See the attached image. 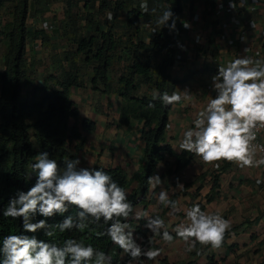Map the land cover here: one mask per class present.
Masks as SVG:
<instances>
[{"label": "trees", "instance_id": "1", "mask_svg": "<svg viewBox=\"0 0 264 264\" xmlns=\"http://www.w3.org/2000/svg\"><path fill=\"white\" fill-rule=\"evenodd\" d=\"M6 1L8 0H0V9ZM65 1L71 2V0ZM95 1H97L96 12L103 14L109 10L112 19L94 21L91 17L93 15L87 12L85 20L90 29L71 37L69 42L73 44L74 49L69 45L70 48L63 53V57L70 59L75 54H82L83 62L91 65V87L97 89V86H101L103 92L111 89L109 72H113L112 67L115 63L122 62L120 69L113 74L115 84L113 91L121 98L118 121L126 123L130 118L141 119L143 125L147 126V141L143 140L139 164L140 180L136 188V192L143 199L148 190L147 178L153 174L158 162L166 155L173 156L175 172L183 168L191 157V153L182 150L175 154L165 142L169 106L155 101V107L149 108L152 92L135 94L141 84L152 91L154 89L160 92L169 91L171 82L167 71L175 58L174 34L167 27L159 29L158 26L156 34L145 42L140 38L139 33L144 24L152 23L167 7H171L175 14L176 29L180 30L181 0H147L148 13L141 10V0H86L84 7L87 5L93 7ZM261 1L264 4V0ZM12 3L14 5L10 20L4 22L2 30L0 29V34H3L4 28L7 29L4 37L8 40L2 59L3 68L0 71V239L8 234L20 233L35 235L38 239L53 240L57 243H62L66 238H75L91 243L97 249L115 256L119 247L111 243L108 236H97L98 232H104L107 227L103 221L90 225L84 231L72 229L60 233L57 230L53 237H46L43 229L35 233L25 232L22 218L12 219L3 216V210L7 207L9 199L15 197L17 191H27L34 185L36 174L32 173L29 178L27 171L30 170V165L35 162L39 153L47 152L49 157L60 162L63 168V161L76 158L75 152L83 145L80 129H93V123L87 119H81L80 128L76 125L77 109L69 99L68 92L69 87L79 85V81L72 69L61 71L58 78L51 76V83L41 86L38 98H36V89L33 90L30 98L22 95L27 39H38L39 43H42L45 40V30L26 26L29 0H12ZM121 13L123 30L117 32L115 29H118V26L115 20ZM102 24L103 28L100 26ZM262 48L264 49V40ZM71 66L74 67L75 64L72 63ZM69 119H72L71 123ZM80 166L103 168L123 188L127 184L125 172L119 166L105 167L96 164L92 166L80 164ZM132 177H137V173ZM210 181L204 202L195 200L192 196L189 207L199 202L204 210V204L213 199L218 185L217 175L212 174ZM182 186L184 191L191 184L184 183ZM129 201L134 204L133 198ZM77 211L75 207L69 209L72 214ZM63 218L56 215L48 218L47 222L52 224L62 221ZM39 219L44 217L37 215L32 222ZM141 223L144 221L142 220ZM136 233L142 239L140 242L142 247H156L153 243L149 244L150 239L145 235V228L140 229L136 226ZM128 259L129 256L124 253L118 264H127ZM205 260L206 264H218L208 254ZM195 261L193 259L180 264H197Z\"/></svg>", "mask_w": 264, "mask_h": 264}, {"label": "clouds", "instance_id": "2", "mask_svg": "<svg viewBox=\"0 0 264 264\" xmlns=\"http://www.w3.org/2000/svg\"><path fill=\"white\" fill-rule=\"evenodd\" d=\"M229 6L234 9L232 0ZM140 8L144 13L149 12L147 0H141ZM107 18L112 19L111 12L107 13ZM156 24L159 29L167 27L169 31H177L171 7L164 9ZM183 27L190 25L184 23ZM156 31L153 28L152 32ZM211 81L215 94L198 110L191 126L183 131L179 150L198 156L204 164L216 169L223 162L234 163L241 169L264 166V144L257 143L258 134L264 131V59L239 56L226 61L218 65ZM191 100L187 89L171 94L154 89L148 107L154 108L155 101L169 106ZM80 164L79 157L69 158L63 161L62 168L47 152L39 153L27 171L29 178L32 173L36 174L34 185L27 191H17L15 197L9 199L3 216L22 218L25 232L43 229L46 237H53L57 230L60 233L72 229L84 231L103 221L107 227L97 236H108L111 243L139 264H142V256L156 260L163 249H144L137 243L135 228L128 222L130 216L137 221L143 219L144 227L152 236L160 237L167 244L173 242L174 232L175 238L185 242L189 252L197 244L221 248L232 228L231 221L220 211L203 210L196 202L184 210L185 218L170 231L159 214L135 211L126 189L103 168L81 167ZM147 181L153 191L163 183L159 174L149 176ZM256 183H264V178L258 177ZM157 201L163 208L170 209V217L181 211L179 202L171 199L163 187ZM72 207L78 209L75 214L69 212ZM37 215L44 219L32 222ZM56 215L64 218L49 224L48 218ZM151 243L153 241L149 240ZM111 260V254L75 238L57 243L20 233L0 239V264H111Z\"/></svg>", "mask_w": 264, "mask_h": 264}, {"label": "crops", "instance_id": "3", "mask_svg": "<svg viewBox=\"0 0 264 264\" xmlns=\"http://www.w3.org/2000/svg\"><path fill=\"white\" fill-rule=\"evenodd\" d=\"M228 2L229 0H181L179 22L182 23V28L172 31L175 56L179 54L180 57L176 56L168 68L167 74L171 82L168 92L171 94L173 91L187 89L192 100L169 105L165 142L173 150L178 148L183 131L191 126L198 110L210 98L211 77L217 72L218 65L239 56L260 58V52L264 51L262 1L232 0L234 9L226 8ZM255 5L258 8L253 9ZM221 11L223 15H220ZM245 13L248 15L245 16ZM193 15L197 19H193ZM61 18H64L62 23L66 36H73L65 25V19L69 18L62 11ZM184 23H188L190 27L184 28ZM220 23L222 28L219 27ZM32 25L35 26L36 23ZM117 25L120 29L123 28L121 22ZM89 29V24H86L85 30ZM59 34L61 35V29ZM54 38L51 36L50 41H56ZM33 41L39 42L38 39ZM68 46L69 42L62 38L61 46L53 50L67 52ZM245 48L247 51H244ZM50 67L47 66V72L55 75L57 72H53ZM85 71L86 76L90 75L85 79L86 82L83 79L81 84L69 87L68 92L69 99L77 109V127L80 128L81 119L93 123L91 130L80 129L85 144L77 150L76 155L85 166L120 165L127 175H132L139 169L141 161L142 120L131 119L125 124H118L121 98L114 93L113 88L106 92L101 90V86L93 89L90 80L92 70L90 68ZM109 78L113 82V72H109ZM207 165L195 155L180 170L189 169V177L193 174L197 176ZM211 166L209 169H213L212 174L217 175L218 185L213 199L204 204V210L220 211L232 223L223 246L219 249L212 248L214 258L218 254L217 257L223 258L222 264H264V183H256L258 177L264 178V168L241 169L228 162H223L219 169ZM182 171L180 174L183 178L185 173ZM206 173L203 178L197 176L198 183L202 182L203 193L208 192L211 184L210 171ZM171 185L169 186L172 187Z\"/></svg>", "mask_w": 264, "mask_h": 264}, {"label": "rangeland", "instance_id": "4", "mask_svg": "<svg viewBox=\"0 0 264 264\" xmlns=\"http://www.w3.org/2000/svg\"><path fill=\"white\" fill-rule=\"evenodd\" d=\"M41 1V2H40ZM30 0L29 3V15L26 18V26L28 28H37L38 25L43 21H49L56 25V28L53 30H46L44 31L45 34V40L42 41V43L38 42L35 43L33 40L27 39V46H25V77L23 79L22 83V95L24 97H32V92L34 89L37 90L36 92V98L41 93V86L42 85H49L51 83V76L58 78L60 76L61 71L72 69L74 73L77 76V79L79 81V84L83 82H86L87 78L90 76H86L85 73L89 71L91 68L90 66H87L89 64H86L83 62V55L82 54H75L70 59H65L63 57L62 51L58 52L53 49H56L61 46L62 38L66 40V42H69L71 37L64 33V25L62 21L64 18H61V11L65 15V17L68 19H65V25L68 27V32L73 35L83 34L86 32V13H91L93 16L92 19L94 21L101 22L102 20L108 21L107 13L110 11H106L103 14H100L96 12V4L97 1L93 3V7L90 5L85 6L84 1L86 0H71V2L67 3L65 0ZM184 2V0H183ZM141 3V2H140ZM14 3H12V0L6 1L3 6L0 9V29L3 28V24L6 21L10 20V13L12 10ZM68 15V17H67ZM60 17V18H59ZM157 18L150 24H144L142 27V30L139 33L140 38L143 41H147L149 38L152 37L153 34H156V32H152L153 28H158V25L156 24ZM123 25V15L122 13L116 17L115 23ZM36 23V25H35ZM72 23V24H71ZM34 24L35 26H33ZM103 25V24H102ZM118 26V25H117ZM123 27V26H122ZM61 29V35L59 34V30ZM2 30V29H1ZM117 32L122 31L123 29H120L118 26V29H115ZM7 29H3V34H0V71L2 70V59L3 54L6 49L7 45V39L4 37ZM115 32V31H114ZM51 36H54L56 41H50ZM49 37V38H48ZM70 46L73 47V44L69 42ZM70 46H68L70 48ZM74 49V47H73ZM72 49V50H73ZM65 61V62H64ZM74 63L75 66L72 67L71 64ZM120 64L122 62L115 63L114 67H112L113 74L115 71L120 69ZM48 67L51 68L53 72H57L55 76L53 74L48 75ZM86 79V80H85ZM111 88H115L114 82L111 84ZM146 92L151 93L152 90L147 89L145 85L141 84L139 88L136 91V95ZM202 105V104H201ZM119 116V115H118ZM119 118V117H118ZM134 119L130 118L129 120ZM72 119H69V122L71 123ZM128 120V121H129ZM118 121V120H117ZM118 124H125L120 123L118 121ZM169 128V125H168ZM167 128V129H168ZM83 129V128H82ZM141 139H142V145L143 140L147 141V126L143 125L141 126ZM83 143L85 144V139L83 138ZM143 147V146H142ZM173 150V149H172ZM174 153H179V145L178 148H174ZM77 151L75 152V156L77 158ZM142 155V150H141ZM191 157H194V154H190ZM190 157V158H191ZM202 161V160H201ZM200 162V161H199ZM174 157L166 155L165 158L158 162L156 165V168L153 172V174H159L163 183L161 186H158L155 191L151 189V187L148 185V190L146 194L144 195V198L142 199L141 195L136 192V188L139 184V172L140 169L137 170V177H132L130 174L125 173V180H127V184L124 187L126 191L128 192V199H134V209L135 211H144L147 212L149 215H156L159 214L164 220L167 225H169V230L171 231L172 228L176 226L182 219H184V210L189 207V204L191 203L192 196L195 197V200H201L204 202V196L206 193H203L202 182L198 183L197 176L199 175H207V171H210V176L212 175L213 169H209L212 167L211 165H207L206 169L204 171H200L199 174L196 176V174H193L191 177H189V169L178 170L174 172ZM142 164V163H141ZM202 165V163H199ZM85 166L84 164H82ZM110 167V166H109ZM123 170L124 168L119 165ZM140 167V166H139ZM138 167V168H139ZM203 167V166H201ZM180 171L185 173V176L183 178L181 177ZM125 172V171H124ZM194 172V171H192ZM135 174V173H134ZM152 174V175H153ZM171 175L170 177H168ZM168 177V178H167ZM203 178V177H201ZM169 180H172L171 183H169ZM191 186L187 187L182 191L183 186H181L184 183H189ZM179 183V184H178ZM172 184L170 187L169 185ZM163 187L168 193L171 199L176 200L180 204L181 211L178 212L175 216H169L168 213L170 209L163 208L161 205L158 204L157 201V195L160 191V188ZM170 187V188H169ZM202 189V190H201ZM196 194V195H194ZM133 195V197H132ZM197 196V197H196ZM143 219L137 221L132 216H130L128 222L132 225L133 228H135V236L138 237L137 243L140 244L141 238L136 233V226L140 229H144V223H141ZM146 237H149L150 240L153 241V245L156 247H160L163 249L162 254L154 261L148 260L146 257H141L142 264H180L181 262L186 261H193L197 264H206V256L207 254L212 256L213 260L217 262L218 264H222V257L214 258V251L211 247H202L199 244H197L196 248L192 251H186L187 245L185 242L180 240L179 238H175V233L173 232L174 240L171 244L165 243L160 237L152 236V233L146 229ZM144 248V247H143ZM147 249V248H144ZM117 254V255H116ZM115 256H112L111 264H118L121 260V257L123 256V251L119 248ZM138 261H131V258L129 257L127 264H137Z\"/></svg>", "mask_w": 264, "mask_h": 264}, {"label": "built area", "instance_id": "5", "mask_svg": "<svg viewBox=\"0 0 264 264\" xmlns=\"http://www.w3.org/2000/svg\"><path fill=\"white\" fill-rule=\"evenodd\" d=\"M226 8H227V9H232V8L229 6V2L227 3ZM256 8H258L257 5L253 6V9H256ZM220 15H223V11L220 12ZM244 15L247 16L248 14L245 13ZM193 19H197L196 15H193ZM38 26H39L38 28L44 29L45 31H46V30H50V31H51V30H53V29L56 28V25H55V24H53L52 22L46 21V20H43ZM222 26H223L222 23H220L219 27L222 28ZM262 35L264 36V32H263ZM259 55H260V58H261V59H264V51H263V52H260ZM176 56H177V57H180L179 54H176ZM176 56H175V58H177ZM214 94H215V93L213 92V89H212V92H210V94H208V95H209V96H213ZM257 143H259V144H264V131H261V132L258 134V140H257ZM262 167L264 168V166H262Z\"/></svg>", "mask_w": 264, "mask_h": 264}]
</instances>
